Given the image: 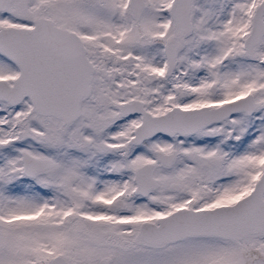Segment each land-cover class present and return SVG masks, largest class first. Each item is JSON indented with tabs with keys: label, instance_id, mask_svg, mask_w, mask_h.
<instances>
[{
	"label": "snow or ice",
	"instance_id": "snow-or-ice-1",
	"mask_svg": "<svg viewBox=\"0 0 264 264\" xmlns=\"http://www.w3.org/2000/svg\"><path fill=\"white\" fill-rule=\"evenodd\" d=\"M0 264H264V0H0Z\"/></svg>",
	"mask_w": 264,
	"mask_h": 264
}]
</instances>
